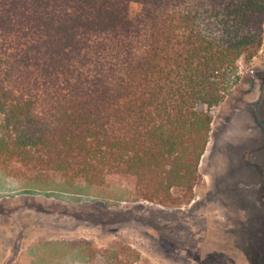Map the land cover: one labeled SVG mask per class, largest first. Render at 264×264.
<instances>
[{"label": "trees", "instance_id": "obj_1", "mask_svg": "<svg viewBox=\"0 0 264 264\" xmlns=\"http://www.w3.org/2000/svg\"><path fill=\"white\" fill-rule=\"evenodd\" d=\"M263 45L264 0H0V160L60 176L30 180L52 192L127 180L136 202L187 204L214 110ZM70 245L58 264H153Z\"/></svg>", "mask_w": 264, "mask_h": 264}, {"label": "rangeland", "instance_id": "obj_2", "mask_svg": "<svg viewBox=\"0 0 264 264\" xmlns=\"http://www.w3.org/2000/svg\"><path fill=\"white\" fill-rule=\"evenodd\" d=\"M140 12L138 3L130 5L132 18ZM240 75V84L214 110L202 181L182 206L136 202L127 180L112 179L110 188L85 195L48 191L32 182H60V176L19 173L0 160V264L69 262L73 247L67 245L75 242L100 249L130 244L153 264H254L264 254V198L236 197L237 184L222 182V176L235 168L237 140L262 141L254 111L262 99L258 120L264 122V45L251 62H241ZM259 204L261 213L253 214ZM236 207H244L242 217ZM257 215L261 221L251 234L248 225ZM249 234L257 235L254 242Z\"/></svg>", "mask_w": 264, "mask_h": 264}, {"label": "crops", "instance_id": "obj_3", "mask_svg": "<svg viewBox=\"0 0 264 264\" xmlns=\"http://www.w3.org/2000/svg\"><path fill=\"white\" fill-rule=\"evenodd\" d=\"M259 135L262 138V140L264 139V131L259 130ZM259 137V138H260ZM259 141H261V139H259ZM249 142V141H248ZM235 143V142H234ZM236 149H238L240 152L244 151V149L247 151V149H251L253 150L254 148H256L257 145H259L258 141L256 139H254L253 137V142L249 144H244L243 142H241L240 140L236 141ZM252 146V147H250ZM258 147V146H257ZM254 151V150H253ZM241 153L238 154V156ZM240 160L238 159V163L234 166L236 169V173H228L226 175L222 176V182L226 181L228 183H230V186H233L232 184L236 183L238 190L236 192V197H246L247 193H252L253 196H256L257 198H264V176H261V174H263V169H264V162H259V163H249L248 166L246 167H240L241 165H239ZM254 168V169H261L259 174V177H252L250 175L249 169L248 168ZM234 169V168H233ZM244 169H246L248 171V173L244 172ZM231 174V175H229ZM250 175V176H249ZM255 191H258L257 195L254 193ZM247 192V193H246ZM235 209H238L236 211V213L242 217L243 213L245 211H242L244 209V207H236ZM248 210V209H247ZM253 210V209H252ZM251 211V210H250ZM230 212L235 213V211L230 210ZM260 214V208L257 209L256 212H254L253 210V214ZM257 217H259V215H257ZM260 218V217H259ZM243 219L240 218V222H242ZM244 224V223H243Z\"/></svg>", "mask_w": 264, "mask_h": 264}, {"label": "flooded vegetation", "instance_id": "obj_4", "mask_svg": "<svg viewBox=\"0 0 264 264\" xmlns=\"http://www.w3.org/2000/svg\"><path fill=\"white\" fill-rule=\"evenodd\" d=\"M262 99H260V101L258 102V104L256 105V109H255V111H254V116H255V121H256V123H259L263 128H264V122L263 121H259L258 120V118H259V110H258V108H259V105H261L260 103H262V101H261ZM258 107V108H257ZM261 109V108H260ZM260 113H261V111H260ZM261 128H259L258 130H260ZM264 131V130H263ZM259 143V145H257L256 146V148H254L253 150H251V149H247V151L244 149V151H239L238 149H236L235 151H236V155H238L239 153H241L239 156H238V159L240 160V164L239 165H241L240 167H246V166H248L249 165V163H259V162H264V139L262 140V141H259L258 142ZM233 146H230V150L231 151H234V149L232 148ZM250 147H252V146H250ZM233 163H235V164H237L238 163V160H236L235 162H233ZM248 168V167H247ZM249 169V172H250V175L252 176V177H256V178H258L259 177V174H258V172L260 173V171H261V169H260V171H259V169H254V168H248ZM235 168L232 170L233 172L232 173H236L235 171ZM258 171V172H257ZM244 172H246V173H248V171L246 170V169H244ZM263 172H264V169H263ZM229 175H231V174H229ZM249 175V176H250ZM261 176H264V173L263 174H261ZM260 178V177H259ZM256 195H257V193H258V191H255L254 192ZM251 196V197H253V198H257L256 196H253L252 195V193H247V196ZM258 199H260V198H258ZM261 204V203H260ZM257 205L255 208H254V212H256L257 211V209L258 208H261L260 206L261 205ZM256 219V221H253V222H251L249 225H248V230H250L251 231V234H254V231H255V229H257V227L259 226V224H260V221H261V219L259 218V217H257V216H255L254 217V220ZM263 226H264V224H263ZM260 228V227H259ZM262 232H263V234H264V229L262 230ZM251 234H249L250 236L249 237H251L252 235ZM262 233H260V235H261ZM257 236V235H256ZM256 236H252V238H253V242L256 240ZM258 246H259V244H258ZM256 255H254L253 256V258L255 257ZM240 261H242V260H240ZM245 261H249L250 262V259H248L247 257H246V259H245ZM254 264H264V254L263 255H260V254H258L257 255V257L256 258H254Z\"/></svg>", "mask_w": 264, "mask_h": 264}]
</instances>
